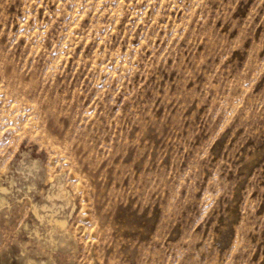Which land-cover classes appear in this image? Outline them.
Returning <instances> with one entry per match:
<instances>
[{
	"label": "rangeland",
	"instance_id": "obj_1",
	"mask_svg": "<svg viewBox=\"0 0 264 264\" xmlns=\"http://www.w3.org/2000/svg\"><path fill=\"white\" fill-rule=\"evenodd\" d=\"M0 184V264H264V0H0Z\"/></svg>",
	"mask_w": 264,
	"mask_h": 264
},
{
	"label": "bare ground",
	"instance_id": "obj_2",
	"mask_svg": "<svg viewBox=\"0 0 264 264\" xmlns=\"http://www.w3.org/2000/svg\"><path fill=\"white\" fill-rule=\"evenodd\" d=\"M27 164V163H26ZM37 163H36V161H30L29 162V164L27 165V167H28V169H29V173L31 172V174L33 175L32 176V179H31V183H35V180H37L38 179V181H39V183H40V187L38 188V189H40L39 191H40V194L42 195H44L45 196V198H48L49 200H50V205L49 204H37V203H34L33 201H32V203H34V204H32V210H31V213H32V215L35 217V218H38L39 220L40 219H42L43 220V213H40V211H39V206L40 207H46L47 208V206L48 207H50V208H48V209H50L51 210V212L48 214V217L49 218H51V222L53 221V222H55V224H59V225H63L66 221L64 220V219H59L58 218V216H56V217H54V215L53 214H56L57 213V211H54V213H52L53 212V209L51 208V206H53V205H56V203L53 201V197L54 196H56V195H58V193L60 192V194H66V192L67 191H65L64 190V188L62 187V185H61V182H60V179H58L59 177V175H57V176H55L56 178L54 179V177L52 178L49 174H47V172H42V173H37V172H35L34 170H33V167H35V166H37L36 165ZM6 168V167H5ZM28 171V170H27ZM39 174V175H38ZM42 174V175H41ZM38 175V176H37ZM14 181H15V179H14ZM13 182V179L11 178V180H10V184ZM47 184H49L50 186L45 190V189H43V187L44 186H46ZM29 185V184H28ZM57 185V191L54 189V187ZM30 186V185H29ZM9 187V186H8ZM8 187L7 186H4V185H1L0 184V192L1 193H6V192H8L9 190H8ZM68 193V192H67ZM62 196V195H61ZM67 196H68V194H67ZM66 197V196H65ZM68 198V197H67ZM4 202H6V196H4V195H1L0 194V204H2V203H4ZM44 203V202H43ZM48 210H46V212H47ZM44 212V211H43ZM49 212V211H48ZM45 215H47V213L45 214ZM43 217V218H42ZM45 218H46V216H45ZM48 220V219H47ZM50 222V223H51ZM64 226V225H63ZM37 230V229H36Z\"/></svg>",
	"mask_w": 264,
	"mask_h": 264
}]
</instances>
